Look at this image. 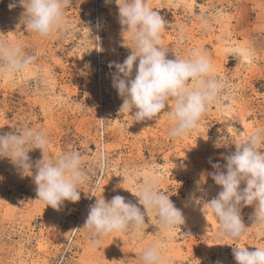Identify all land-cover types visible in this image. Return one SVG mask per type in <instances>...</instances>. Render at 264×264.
<instances>
[{"label": "rangeland", "instance_id": "1", "mask_svg": "<svg viewBox=\"0 0 264 264\" xmlns=\"http://www.w3.org/2000/svg\"><path fill=\"white\" fill-rule=\"evenodd\" d=\"M12 2L0 0V38L37 59L24 73L0 70V134L43 130L49 157L79 152L86 178L79 202L55 210L38 199L32 176L22 177L0 157V264H142V251L156 242L165 245V264H237L233 247L264 248V227L253 225L255 205L241 208L249 227L242 239L218 236V220L202 209L222 187L210 175L201 182L202 174L215 171L213 163L226 164L234 143L264 129V0H148L166 22L161 40L170 48L168 58L175 59L171 48L182 58L198 49L225 84L197 128L176 138L169 136L173 122L166 113L137 122L130 111H120L116 69L109 64L131 54V38L123 33L115 0H105L100 28L92 22V0H71L64 26L48 37L26 31L25 9L16 0L10 10ZM29 156L35 164L41 150ZM145 178L159 182L185 223L161 232L149 214L142 232L111 233L94 243L83 228L90 206L120 195L144 211L136 195Z\"/></svg>", "mask_w": 264, "mask_h": 264}, {"label": "clouds", "instance_id": "2", "mask_svg": "<svg viewBox=\"0 0 264 264\" xmlns=\"http://www.w3.org/2000/svg\"><path fill=\"white\" fill-rule=\"evenodd\" d=\"M115 2L123 33L131 38V54L123 63L109 64L110 68L116 69L113 87L123 99L120 111H130L137 122L154 120L166 113L173 122L170 137L190 133L197 128L209 105L218 101L225 88L224 82L215 77L211 60L198 49L182 58L171 48L175 59L168 58L170 48H166L161 40L166 22L150 7L148 0ZM70 4L71 0H19V6L25 9L22 22L26 31L41 37L52 35L64 26ZM17 6L13 0L9 9ZM201 26L206 27L207 21L202 19ZM36 59L34 54H25L20 44L0 38V70L4 73H24ZM169 105L170 110H166ZM222 143L217 142L216 146ZM234 144L235 151L223 157L226 164L213 163L215 171L202 174L201 182L210 175L222 187L216 198L204 203L202 211L205 215L207 208L214 214L221 239L238 241L249 229L242 222V206L255 205L253 225L264 227V151H261L264 149V129H257L242 142ZM48 145L49 139L43 130L29 127L20 133H3L0 134V157L9 158L22 177L32 176L38 199L60 210L65 201L76 203L81 199L79 185L86 178L85 169L79 152L68 151L49 157ZM34 149L42 153V159L35 164L29 156V151ZM106 166L107 154L101 146L99 168ZM242 183L246 185L243 188ZM136 196L144 211L120 195L111 200L104 196L96 199L83 226L94 237V243L98 244L111 233L142 232L146 226L145 216L149 214L158 218L161 232L185 223L182 211L160 191L155 178H145ZM196 203L201 200L197 199ZM164 247L161 242L146 247L141 253L142 264H165ZM233 255L237 264H264V248L249 251L246 247H233Z\"/></svg>", "mask_w": 264, "mask_h": 264}, {"label": "built area", "instance_id": "3", "mask_svg": "<svg viewBox=\"0 0 264 264\" xmlns=\"http://www.w3.org/2000/svg\"><path fill=\"white\" fill-rule=\"evenodd\" d=\"M92 8V22L97 28H100L101 24L103 23V9L105 8V0H92ZM97 30L99 31L100 29ZM99 34L98 38H100Z\"/></svg>", "mask_w": 264, "mask_h": 264}]
</instances>
